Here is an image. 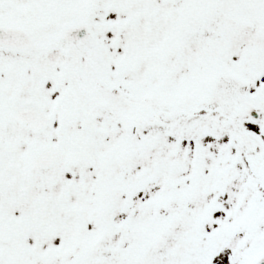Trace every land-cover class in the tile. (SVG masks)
I'll return each instance as SVG.
<instances>
[{
	"label": "snow or ice",
	"instance_id": "obj_1",
	"mask_svg": "<svg viewBox=\"0 0 264 264\" xmlns=\"http://www.w3.org/2000/svg\"><path fill=\"white\" fill-rule=\"evenodd\" d=\"M0 264H264V0H0Z\"/></svg>",
	"mask_w": 264,
	"mask_h": 264
}]
</instances>
